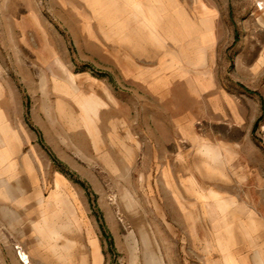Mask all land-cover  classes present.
Returning <instances> with one entry per match:
<instances>
[{"label": "crops", "instance_id": "obj_1", "mask_svg": "<svg viewBox=\"0 0 264 264\" xmlns=\"http://www.w3.org/2000/svg\"><path fill=\"white\" fill-rule=\"evenodd\" d=\"M100 1L98 8L96 4ZM28 4L26 1L20 6L27 10L21 13L16 23L13 13L10 17L6 14V24L12 26L11 30L15 24L21 27V46L30 56L32 44L27 34L32 29L38 32L43 50L49 51L51 57L49 59V54L43 51L40 61L44 66L50 62L54 66L60 65V55L47 43L45 19L31 13ZM53 4L68 8L74 22L72 36L75 38L77 73L66 74L64 83L54 82V90L60 95L56 109L61 119L72 121L77 116L80 128L90 133L85 121L88 114L83 107V102L90 98L99 104L92 127L102 126L105 122L103 113L118 107L128 115L134 105H140L147 115L155 113L157 132H152V139L158 146L157 172L168 187L169 220L186 219L195 225L211 224L208 230L192 233L199 263L258 264L261 261L264 264V214H258L251 208V201L228 189L225 184L229 181L225 178L219 177L217 181L220 183L215 186H210L207 179L213 178L211 176L217 173V168L227 173V161L229 166L232 165L226 152L238 147V143L233 142L234 146L230 138L241 135V117L230 123L228 119H212L210 123L204 120V126L217 129L211 134L206 128L199 129L190 119L195 110L207 113L215 108L216 114L222 112L219 101L227 99L225 93L209 98L204 95L210 93L208 50L215 41L205 52L202 62L180 58L178 68L170 64L179 53L174 41V24L178 22L181 26L179 18L182 15L189 23L188 7L183 0H53ZM3 38L7 44L0 46V53H7L8 60L5 65L0 63V207L25 216L29 224L27 230L78 226L77 229L87 235L93 224L88 217L86 219L83 200L72 194L65 177L54 174L51 179L45 175L44 164L33 144L36 137H33L26 119L29 109L26 111L23 101L18 100V88L12 82L9 70L31 66L26 61L18 65L17 59L10 57L16 47L15 43H9L10 40L16 41L13 31ZM56 59L60 62L56 63ZM94 65L109 69L116 80L130 84L134 87L132 93L117 92L109 79L112 75L108 73L101 77L93 75L89 69ZM43 99L42 110L51 118V99L45 84ZM73 104L76 105V116ZM121 122L127 139L132 142V127L126 119ZM150 129L142 125V134L148 142ZM212 134L215 140H212ZM146 145L149 147L150 142ZM146 145L143 146L144 162H151ZM135 146L140 148V142L128 145V154L134 153ZM52 168L56 169L55 164ZM37 209L38 216L35 215ZM228 227L232 234L226 235L223 229L228 231ZM229 236H233V242L227 248L222 247L219 237ZM18 237L20 240L21 236ZM96 246L98 252L94 253V261L101 264L102 250L98 243Z\"/></svg>", "mask_w": 264, "mask_h": 264}, {"label": "rangeland", "instance_id": "obj_2", "mask_svg": "<svg viewBox=\"0 0 264 264\" xmlns=\"http://www.w3.org/2000/svg\"><path fill=\"white\" fill-rule=\"evenodd\" d=\"M26 1L31 13L45 19L47 43L60 55L62 65L54 66L50 62L44 66L40 61L43 51L49 54V59L51 57L49 51L43 50L38 32L32 29L27 34L32 44L30 56L21 46V27L15 24L11 30L12 26L6 24V14L10 17L11 13L16 23L27 10L20 7ZM183 3L188 7L189 19L195 21H198V8L210 12L215 44L208 50L210 93L204 95L209 98L225 93L227 97L219 101L222 112L216 114L215 108L207 113L202 111L204 114L195 110L190 119L199 129L206 128L211 134L217 129L205 127L204 120L210 123L214 119H228L230 123L241 117V135L230 138L233 145L235 141L238 143V147L226 152L232 165L229 166V161L225 165L226 181H229L225 186L240 194L242 199L251 201V208L258 214H264V0H183ZM73 29L69 9L54 5L53 0H0V46L7 44L3 37L13 31L16 41L9 43H15L16 47L15 53L9 52L10 57L16 58L18 65L26 61L31 66L9 70L12 82L18 88V100L23 101L26 111L29 109L26 119L36 137L33 144L44 164L45 175L51 179L55 175L62 176L69 181L72 194L83 200L86 219L88 217L93 224L87 235L77 229L78 226L61 227L59 237L49 239L39 229L27 230L29 224L24 213L21 217L0 207V264H22L16 244L23 247L34 264H96L93 240L102 250L101 264H132V249L127 238L131 230L139 238L138 264H145L147 250L155 251L164 259V264H200L192 233L208 230L211 224L169 220L168 187L157 172L158 146L152 139V132H157L156 114L150 112L147 115L140 105L132 107L131 115L120 107L111 109L103 113L104 124L92 127L90 133L80 128L75 104L76 117L72 121L62 120L58 114L56 105L60 95L54 90V82L64 83L66 74L77 73ZM47 49L51 48L47 46ZM6 56L7 53H0L2 65H5ZM93 67L89 70L96 77L106 73L112 75L109 69ZM109 79L117 92L132 93L134 87L130 84L119 82L113 75ZM44 84L51 99V118L42 110ZM124 119L133 129L132 142L127 139L121 122ZM142 125L151 128L149 147L147 137L142 134ZM212 137L215 140L213 134ZM133 142H140V148L135 146L131 156L127 146H133ZM145 145L151 162H144ZM53 164L56 169L52 168ZM211 177L207 178L210 186L220 183L218 175ZM126 192L130 193L132 209L125 204ZM35 213L39 215L38 209ZM144 235L148 236L145 243ZM52 245L56 248L52 249Z\"/></svg>", "mask_w": 264, "mask_h": 264}, {"label": "bare ground", "instance_id": "obj_3", "mask_svg": "<svg viewBox=\"0 0 264 264\" xmlns=\"http://www.w3.org/2000/svg\"><path fill=\"white\" fill-rule=\"evenodd\" d=\"M262 4V3H261ZM98 6L101 5V1L96 4ZM100 8V7H98ZM261 8H263V4L261 5ZM210 12L209 10H204L201 8H198V21H195L193 19H189V23L187 19H185V15H182L181 18V26L178 25V22L174 24V41L176 46L178 47L179 53L176 56V58L171 59V65L172 67L178 68L180 66V58H184L188 62H193V60H198L199 62H202L204 60V54L210 47V45L213 43L215 39V34H213L212 31V22L213 19H211V16L209 17ZM192 47L191 50H189ZM60 61L56 59V63H59ZM171 67V66H169ZM69 81L72 83V78L68 77ZM99 104L97 102H94L91 98L83 102V107L85 109V112L88 114L86 115L85 121L88 124V127L92 130L94 117L93 115H96L97 108ZM211 154V153H210ZM214 154H212L213 156ZM217 173L215 175H218L221 178H227V174L223 173L218 168L215 170ZM130 194V193H129ZM126 192L124 194V200L125 204L129 209L133 208V203L131 202V197ZM220 209L222 210V207L220 206ZM61 228H45V229H39L41 234L45 237H48L49 239H54V237H59ZM226 230V235L232 234L229 227L228 231ZM128 240L130 242V249H132V264H138V257L140 253L139 249V238L138 234L135 233V231L131 230L129 233H127ZM148 236H143L144 243L147 242ZM234 238L233 236L229 237H223L222 239L219 237L220 245L224 248H227L226 246H229L233 242ZM150 242V241H149ZM222 242V244H221ZM93 248L94 253L96 254L98 252L96 241L93 240ZM52 249H55L56 247L54 245L51 246ZM145 256V264H164V259L160 256L158 257L155 251L147 250L144 253ZM232 264V263H231ZM262 262L260 261V263Z\"/></svg>", "mask_w": 264, "mask_h": 264}, {"label": "built area", "instance_id": "obj_4", "mask_svg": "<svg viewBox=\"0 0 264 264\" xmlns=\"http://www.w3.org/2000/svg\"><path fill=\"white\" fill-rule=\"evenodd\" d=\"M260 7H261V4H260ZM15 249H16V252L22 264H34L32 260L30 259L29 255L27 254V252L24 251L22 246H20L19 244H16Z\"/></svg>", "mask_w": 264, "mask_h": 264}]
</instances>
